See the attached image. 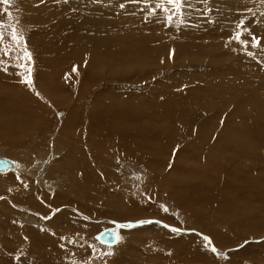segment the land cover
<instances>
[{"label":"rangeland","instance_id":"obj_1","mask_svg":"<svg viewBox=\"0 0 264 264\" xmlns=\"http://www.w3.org/2000/svg\"><path fill=\"white\" fill-rule=\"evenodd\" d=\"M98 108L108 124L129 130L121 135L130 156L97 144L114 160L98 167V177L116 179L100 193L113 203L91 202L90 214L74 197L56 196L71 180L62 162L76 157L72 146L90 154L96 147L81 126ZM0 156L19 164L18 172L0 173V264L24 256L28 264H175L158 258L174 256L177 264H264V227H249L244 206L236 208L264 205V0H181L179 8L167 0L0 3ZM83 177L77 173L80 184L88 171ZM17 178L25 184L14 185ZM177 189L191 198L171 197ZM127 197L138 206L126 213ZM200 203L208 210L199 223L190 213ZM134 209L142 218L130 215ZM115 211H125V221ZM107 229L118 236L110 247L96 240ZM55 232L77 237L83 251L42 240ZM147 237L160 239L152 245Z\"/></svg>","mask_w":264,"mask_h":264},{"label":"bare ground","instance_id":"obj_2","mask_svg":"<svg viewBox=\"0 0 264 264\" xmlns=\"http://www.w3.org/2000/svg\"><path fill=\"white\" fill-rule=\"evenodd\" d=\"M26 111V110H25ZM100 113V114H99ZM69 116L70 115H68V120L69 121H71L70 119H69ZM75 116V115H74ZM103 116H104V114H102L101 113V111H100V109L98 108L97 109V112H96V114H92V116H91V118L92 119H90L89 120V123L87 124V125H85V127L82 125L81 126V128L82 129H84V130H87V133H86V136H85V141L87 140V142L89 141V142H91V143H93V144H96V147H95V149H94V151L90 154V153H87V152H85V151H83V149H79V148H77V147H73L72 146V148L74 149V150H77V152H76V157L75 158H73V159H71L70 161L67 159L66 161H64V162H62V163H64L65 165H66V171H68L69 173H70V175H71V177H70V179L71 180H73V182L76 184V188H73L74 187V184L72 183V181L71 180H69V178L67 179V181H66V188L65 189H67V191L65 192V191H62L60 194H59V196H56L57 198L59 197L60 199H64V197H74L75 198V202H74V205H76L78 208H80L81 210H83V211H85V212H90V214H91V212H94L93 211V209L90 207L91 206V202L93 203V205H97L98 203L97 202H100V201H103L102 202V204L103 203H107V204H109V206H110V204H112L113 203V200H110V199H112V198H110V199H108L109 201H107L106 202V198L104 197V195H100V193H101V191H102V188H101V186H105V184L106 183H108L107 185H109V186H111V182H112V180H114V179H116V177L113 179V177L111 178L110 176H109V181L108 182H106L105 183V181L104 180H102L101 178H99L98 177V174L97 173H100L101 171H99L98 170V167L99 166H101L102 164L104 165V163L107 165L106 167L107 168H110L111 167V165L113 164V162H114V160H112L113 158H110V156H107V158H109V159H106L102 154H101V152L99 153V149H98V147H97V144H100V143H103L104 144V146H105V148H110V149H112V150H114L115 151V153L116 154H121V153H123L122 154V156H130V153H128L127 152V150L130 148V144L127 146V143L129 142L128 140H129V138L128 139H126V141L127 142H125V139L123 138V136L121 135V134H123L124 132H126V128H124L123 126H121L120 124H116V125H110V124H108L106 121H105V118H103ZM96 117V118H95ZM35 119V118H34ZM39 120V117H36V122ZM41 121H43L42 119H40ZM39 122V121H38ZM41 123V122H40ZM43 123V122H42ZM83 123V122H82ZM81 123V124H82ZM113 123V122H112ZM116 123V122H115ZM126 123V122H125ZM35 124V123H34ZM85 124V123H84ZM114 124V123H113ZM122 124V123H121ZM36 125H38L39 126V124H36ZM42 125V124H41ZM40 125V126H41ZM123 125V124H122ZM88 126V127H87ZM125 126V125H124ZM128 126V125H127ZM122 128H124V129H122ZM38 129V128H37ZM40 129V128H39ZM38 129V130H39ZM66 129V128H65ZM78 129V128H77ZM82 129H79V130H82ZM128 129V128H127ZM41 130V129H40ZM7 131V130H6ZM63 131H65V130H63ZM99 131V132H98ZM129 131V130H128ZM127 131V132H128ZM78 132L79 131H77L76 133L78 134ZM81 132V131H80ZM109 132V133H108ZM126 132V133H127ZM69 134V133H68ZM125 134V133H124ZM70 135V134H69ZM78 136V135H77ZM80 136V135H79ZM125 136H127V135H125ZM79 140V144L80 143H82V138H81V140L80 139H78ZM219 140V139H218ZM15 143V142H14ZM22 145V144H21ZM125 145H126V149H125ZM221 145V144H220ZM23 146V145H22ZM215 146H217V145H215ZM214 146V147H215ZM19 147V146H18ZM218 147V146H217ZM92 150V149H91ZM90 150V151H91ZM221 150V149H220ZM246 150V149H245ZM102 151V150H101ZM154 151V150H153ZM216 151V150H215ZM256 152V151H255ZM17 154H18V152H16ZM16 153L14 154V155H16ZM213 153H215L214 151H213ZM75 154V153H74ZM112 154V153H111ZM114 154V153H113ZM229 155V154H228ZM244 155H245V153H244ZM113 156V155H112ZM119 156V155H118ZM14 157H17V155L16 156H14ZM19 157V156H18ZM259 157V156H258ZM0 158H3V156H0ZM21 158H26V157H24V156H22ZM36 157H34V159H35ZM72 158V157H71ZM198 160V159H197ZM196 160V161H197ZM33 161V158L31 159V161H30V164H31V162ZM35 162H34V164L37 162L36 160H34ZM14 164H15V166H14V168L13 169H11V170H14V171H17V166H18V168H19V164L18 163H15L14 162ZM24 164V163H23ZM26 165V169L27 170H33V169H36V171L38 172V173H40L39 172V170L40 169H42L41 168V166L44 168V165L42 164H40L41 166H38L37 168H34V166H31V165ZM33 164V163H32ZM59 165V164H58ZM64 165V166H65ZM20 167L22 168V165H20ZM63 168V167H62ZM101 168V167H100ZM107 168H106V170L104 169V171L103 172H105V177H106V174L108 173V174H110V172H107ZM23 169V168H22ZM11 170H9V171H11ZM21 170V169H20ZM254 170V169H253ZM256 170V169H255ZM35 171V170H34ZM86 171H88V175H89V179H88V182H86L85 184H80V180H78L77 179V173H79V174H81V175H84V177H83V179H82V181L84 182L85 180H86V177H85V173H86ZM109 171V170H108ZM8 172V171H7ZM18 172V171H17ZM22 172V171H21ZM24 172V171H23ZM3 173H6V172H3ZM25 174L27 173L26 171L24 172ZM51 173L52 174H54L55 175V180H61L62 181V183H63V180H64V178H63V175H62V171L59 169V167H57V168H51ZM172 173V172H171ZM170 173V174H171ZM197 173V172H196ZM2 174V173H1ZM50 174V173H49ZM103 174V173H102ZM115 174V173H114ZM198 174V173H197ZM36 175V174H35ZM48 175V174H47ZM60 177H59V176ZM40 176V175H39ZM68 176V175H67ZM103 176H104V174H103ZM260 176H262V175H260ZM28 177H29V175H28ZM50 176H48V178H49ZM101 177V176H100ZM41 178V177H40ZM159 178V177H158ZM212 178V177H211ZM210 178V179H211ZM245 178V177H244ZM11 180L13 179V178H10ZM9 179V180H10ZM31 179V178H30ZM242 179V178H241ZM247 179V178H246ZM8 180V181H9ZM27 180V179H26ZM32 180V179H31ZM69 180V181H68ZM107 180V179H106ZM155 180V179H154ZM200 180V179H199ZM243 180V179H242ZM245 180V179H244ZM262 180V179H261ZM7 181V180H6ZM37 181L38 182H40L41 181V179L39 180V179H37ZM43 181V180H42ZM246 181V180H245ZM2 182H5V180L4 179H0V186H1V184H2ZM12 182V181H11ZM45 182V181H44ZM68 182V183H67ZM202 182V181H201ZM260 182H262V181H260ZM27 183V182H26ZM41 183V182H40ZM46 183V182H45ZM45 183H42V184H40V185H38V187L40 188V189H42V187L41 186H44V187H46V191L47 192H49L50 191V189H48V185H46ZM226 183V182H225ZM13 184L15 185V184H18L19 186H21V185H24L25 184V180L24 179H21V178H17V179H15V180H13ZM196 184H197V182H196ZM27 185V184H26ZM35 185V184H34ZM54 185V184H53ZM106 185V186H107ZM199 184H197V186H198ZM201 185V184H200ZM249 185V184H248ZM31 186V185H30ZM52 186V185H51ZM64 186V185H63ZM62 186V187H63ZM263 186V185H262ZM14 187H17V186H14ZM195 187V186H194ZM194 187L192 188V189H194ZM199 187V186H198ZM197 187V188H198ZM131 188V187H130ZM196 188V187H195ZM197 188H196V190H197ZM200 188V187H199ZM43 189H45V188H43ZM201 189H204V191L206 192V190L207 189H205V187L204 188H202L201 187ZM238 189H240V188H238ZM254 189V188H253ZM127 190V189H126ZM195 190V189H194ZM252 190V189H251ZM60 191V190H59ZM180 191H182V190H180V189H177V191L175 190V192H176V194H173V192L171 193V197H173V198H176V199H178V200H180L179 199V197H182V196H188V197H190L191 195H190V192L191 191H189V194H180L179 195V192ZM186 191H188V190H186ZM46 192V193H47ZM198 192V191H197ZM207 192H209L208 190H207ZM50 193H52L51 191H50ZM193 193V192H192ZM42 194H45V193H42ZM74 196H73V195ZM198 193H196V195H197ZM206 194H209V193H205V194H203L201 197H199V201H203V199H204V195H206ZM46 195V194H45ZM100 195V196H99ZM190 195V196H189ZM199 195V194H198ZM62 196H64V197H62ZM193 196H195L194 194H193ZM21 198V197H20ZM35 198V197H34ZM102 198V199H101ZM191 198V197H190ZM48 199V198H47ZM104 199H105V201H104ZM49 200V199H48ZM54 200V199H53ZM58 200V199H57ZM85 200H87V201H85ZM90 200V203H88V201ZM127 200V201H126ZM20 201H22V200H20ZM55 201V200H54ZM124 201H125V205H124V203H122L123 205H124V207L125 208H122L123 210H128V208H135V207H137L138 205V202L137 201H135L134 199H132V198H125L124 199ZM224 201L226 202L227 200H225L224 199ZM223 201V202H224ZM23 202V201H22ZM27 203H28V201H26ZM65 202V201H64ZM81 202V205H80V207H79V203ZM223 203V205H225L226 207L228 206L226 203ZM31 203H33V204H31L33 207H34V209H37L36 207L38 206L36 203H34L33 201H31ZM88 203V204H87ZM204 203V202H203ZM203 203H200L198 206H197V210H198V213H197V211L195 210V215H193L192 213H190L193 217H194V219L196 220V222H199V221H201V222H205L204 221V218H205V216L204 215H202V213L203 212H205L204 211V208L206 209V210H208L207 209V205L206 204H203ZM235 204V203H234ZM237 204V203H236ZM235 204V205H236ZM245 204H248V206H246ZM245 204H243V203H241L240 205H238L239 207H236L237 209H240V207H242V206H244L243 208H245V210L248 212L247 213V215H245L244 216V218H246L247 217V219H244L245 220V222H247V221H249V227L250 226H255V227H253L255 230H257V231H259L260 229H262V227H264V214H261V213H264V210H263V203H262V208L259 206V205H254L253 204V206L252 205H250V203H248V202H246ZM142 205V204H141ZM101 206V205H100ZM140 206V205H139ZM210 206V205H209ZM107 207V206H106ZM142 208H146V210L148 209L147 207H149V206H147V205H142L141 206ZM214 207V206H213ZM151 208V207H150ZM149 208V209H150ZM212 208V207H211ZM232 209L233 210V208H231V207H228V208H226V209H228V210H230V209ZM105 209H107V208H105ZM113 209V208H112ZM219 209V208H218ZM145 210V211H146ZM210 210V209H209ZM220 210V209H219ZM219 210H217V212L219 211ZM111 211V210H110ZM132 212H130V215L131 216H136L137 218H142V217H140V212H139V210H136V209H134V210H131ZM148 211V210H147ZM213 210H211V212H212ZM221 211V210H220ZM127 212H129V210L128 211H126V213ZM150 212V211H149ZM215 212H216V210H215ZM230 212V211H229ZM111 213V212H110ZM112 214V216L114 217V219L115 220H117V221H120V222H123V221H125L124 220V216H127V215H125V211H115V212H113V213H111ZM109 215V214H108ZM149 215H151L150 213H149ZM4 216V215H3ZM8 216V215H7ZM148 215H146V216H144V218L145 217H147ZM220 216V215H219ZM219 216H217L216 214H215V217L216 218H218ZM10 217V216H9ZM236 218H238L237 216H236ZM262 218V219H261ZM66 219V218H65ZM259 219H261V220H259ZM259 222H261V224H259V225H261V227H259V226H256V224L257 223H259ZM200 223V222H199ZM116 226L118 225V226H120V224H115ZM41 226V225H40ZM80 226H82L81 228H79V230H84V231H87L88 229H87V227L85 226V225H80ZM22 228V227H21ZM66 228V227H65ZM60 230V229H59ZM63 231H65V230H63ZM82 232V233H80L81 235H82V240H88V239H86L87 237L84 235V233L85 232ZM112 231V230H111ZM113 233H114V231H112ZM55 233H57V232H55ZM53 234V233H52ZM57 234H59V235H56V234H53V235H50V237L49 238H44V239H42V240H44V241H46L49 245H50V240L53 242V243H56V246L55 245H53V246H55V248L56 249H59V247L60 248H62V247H64L65 246V244H67L68 245V247H74V248H76L78 251H76V253H78L79 254V251H83L82 250V246L81 245H79L78 243H79V241L77 240V237H75L74 235H72V234H69V233H67V232H62V233H57ZM77 234H79V233H77ZM166 236V235H165ZM189 236V235H188ZM5 237V236H4ZM86 237V238H85ZM98 237H99V235H98ZM96 238V240L98 241V242H100L99 241V238ZM116 237H118V236H115V238ZM166 238V237H165ZM215 238V237H214ZM5 239V238H4ZM91 239V238H90ZM94 237H92V241H93V243H94ZM142 239H144V238H142ZM145 239H149L148 237L147 238H145ZM157 239L159 240L160 239V237H156V238H152V239H149V241H150V244H152L153 245V243H155V240L157 241ZM163 239V238H162ZM188 239H191L193 242H194V245H195V242L197 243V242H200L198 239H196V238H194L193 236H189L188 237ZM3 240V239H2ZM14 240H15V238H14ZM117 240H118V238H116V241H115V243H113V244H104V243H102V242H100L101 244H103V245H114V244H116V242H117ZM166 240H168V239H166ZM91 241V242H92ZM172 241V240H171ZM144 242V241H143ZM190 242V241H189ZM64 243V244H63ZM149 242L147 241V244H148ZM177 244L178 243H180V244H178L177 245V248H181L182 247V240H178L177 242H176ZM192 244V243H191ZM191 244H189V246H190V248H192L193 247V245H191ZM197 244H199L200 246H201V244L202 243H197ZM196 244V245H197ZM79 245V246H78ZM94 245H96V246H98L97 244H95L94 243ZM155 245V244H154ZM53 246H50V250L47 252V255H52L53 254V251H54V248H53ZM76 246V247H75ZM164 246L166 247V249H170L169 248V246L168 245H165L164 244ZM77 247H79V249L77 248ZM110 247V246H109ZM203 247V246H202ZM65 248H67V247H65ZM65 248H62V249H59V250H63V249H65ZM177 248H175L174 246H172L171 247V249H173V252H176V250H178ZM197 250V249H196ZM56 254H58V255H61L59 252H56ZM204 255V254H203ZM202 255V261L203 260H206L207 262H212L213 260H212V258H211V256L208 254V255H204L203 256ZM178 258H180V254L178 253ZM76 255L74 254V255H72V258H73V260H76ZM33 258V257H32ZM159 259H162V260H164V261H167V262H170V263H175V264H177L176 263V261H175V256L172 258V259H165L164 257H158ZM57 260H59V261H65V259L63 260V259H57ZM57 260L55 259V261L57 262ZM158 260V259H157ZM19 262H20V264H28L27 263V260H25V256L23 257V258H19V260H18ZM37 261V259H34L33 258V262H36ZM159 261V260H158ZM191 261V260H190ZM189 261V262H190ZM161 262V261H160ZM198 262H200V261H198ZM30 263H31V261H30ZM4 264V263H3ZM68 264H80L79 262H74V263H68ZM161 264H166V262H161ZM204 264V263H203Z\"/></svg>","mask_w":264,"mask_h":264},{"label":"water","instance_id":"obj_3","mask_svg":"<svg viewBox=\"0 0 264 264\" xmlns=\"http://www.w3.org/2000/svg\"><path fill=\"white\" fill-rule=\"evenodd\" d=\"M15 166L14 162L7 159V158H0V173L7 172L11 169H13ZM150 222H145V224H148ZM139 223H129L125 226H139ZM123 226V225H122ZM120 227V226H119ZM99 241L104 244H113L116 241L115 233H113L111 230L107 229L103 231L101 234H99Z\"/></svg>","mask_w":264,"mask_h":264},{"label":"snow or ice","instance_id":"obj_4","mask_svg":"<svg viewBox=\"0 0 264 264\" xmlns=\"http://www.w3.org/2000/svg\"><path fill=\"white\" fill-rule=\"evenodd\" d=\"M0 3H4V4H9L10 5L12 3V0H0ZM167 3H169V4H175L176 7L179 8L180 5H181V0H167ZM239 38H240V33H237L236 36H235V39L239 40ZM13 39H16L15 35L13 36ZM256 46H258V44L257 43H253V47H256ZM25 57L27 59H29V60L31 59L30 54L27 53V52H25ZM73 71H75V69H73ZM24 82L27 83L29 86L31 85L30 69L28 71V75L25 76V78H24ZM205 239H207V238H205ZM108 255H111V253H108Z\"/></svg>","mask_w":264,"mask_h":264}]
</instances>
